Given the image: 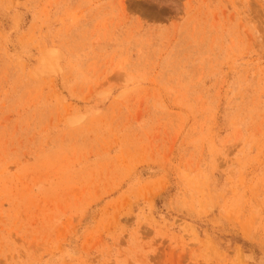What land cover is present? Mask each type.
I'll return each instance as SVG.
<instances>
[{
	"label": "rangeland",
	"instance_id": "rangeland-1",
	"mask_svg": "<svg viewBox=\"0 0 264 264\" xmlns=\"http://www.w3.org/2000/svg\"><path fill=\"white\" fill-rule=\"evenodd\" d=\"M0 264H264V0H0Z\"/></svg>",
	"mask_w": 264,
	"mask_h": 264
}]
</instances>
